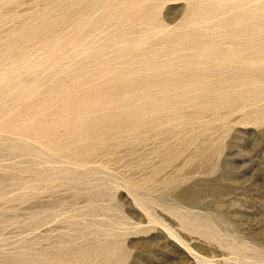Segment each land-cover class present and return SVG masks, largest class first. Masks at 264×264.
I'll use <instances>...</instances> for the list:
<instances>
[{"label": "rangeland", "instance_id": "1", "mask_svg": "<svg viewBox=\"0 0 264 264\" xmlns=\"http://www.w3.org/2000/svg\"><path fill=\"white\" fill-rule=\"evenodd\" d=\"M0 264H264V0H0Z\"/></svg>", "mask_w": 264, "mask_h": 264}]
</instances>
